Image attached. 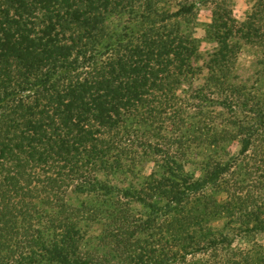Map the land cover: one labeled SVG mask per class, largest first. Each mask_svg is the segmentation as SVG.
<instances>
[{
  "label": "trees",
  "instance_id": "trees-1",
  "mask_svg": "<svg viewBox=\"0 0 264 264\" xmlns=\"http://www.w3.org/2000/svg\"><path fill=\"white\" fill-rule=\"evenodd\" d=\"M203 3L217 47L195 87ZM256 4L240 23L227 0H0V264H264L235 247L264 233V97L235 83L242 44L264 40ZM143 160L157 169L138 187L110 183Z\"/></svg>",
  "mask_w": 264,
  "mask_h": 264
},
{
  "label": "rangeland",
  "instance_id": "rangeland-1",
  "mask_svg": "<svg viewBox=\"0 0 264 264\" xmlns=\"http://www.w3.org/2000/svg\"><path fill=\"white\" fill-rule=\"evenodd\" d=\"M231 9L233 11L235 19L242 23L246 20V18L254 11L256 7V3L259 0H227ZM214 6L213 5H200L198 7V23L199 27L196 30V37L200 41V50L198 60L195 61L194 65L196 68L202 71L201 76H198L194 81L195 87H200L205 83V79L207 77L208 72L205 69V65L209 61V55H211L217 47V44L206 41V32L205 27L207 24L212 22V12ZM124 25V20H119L117 18H112L109 21V26L112 29H116L120 26ZM262 36L264 39V25L262 24ZM235 76L237 77L235 80L236 84L246 85L248 88H255L254 93L258 92L260 97H264V40L262 42L261 47L242 44V50L239 55ZM186 85L184 89H187ZM223 113V116L220 118L219 122L223 123L225 119H230L229 112L226 110H219ZM218 122V123H219ZM241 150L240 142H235L228 146V153L230 155H238ZM260 152L258 150H251L250 156L258 155ZM210 155V151L200 150L195 151L194 154L190 156V161L186 164V172L195 179H201L204 176L205 164L207 162L206 156ZM227 157H225V161H227ZM157 167L155 163L151 160H143L137 166L136 170L133 174H118L113 177L108 178L110 183L118 188H129L131 185L138 187L142 184L146 178L152 174ZM230 178V175L228 176ZM206 193L211 197L217 199L220 203H225L229 200V195L227 192L217 191L215 187L209 186L206 190ZM243 196H251L255 197L257 195V191L252 185H247L245 190L242 191ZM67 200L69 204L75 207L81 206L86 201H91V197L78 195L70 192L67 196ZM134 207L141 211L142 208L134 205ZM226 220L219 219L214 223V226L218 229H223L225 226ZM85 230L88 231L89 239L93 240L95 237H98L103 229V226L100 224L93 223H83ZM94 241V240H93ZM235 247L251 251L255 249V253H262L264 256V233L263 234H255L251 238L239 237L235 241ZM262 248V249H261ZM256 260V257H255Z\"/></svg>",
  "mask_w": 264,
  "mask_h": 264
}]
</instances>
